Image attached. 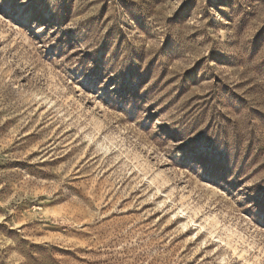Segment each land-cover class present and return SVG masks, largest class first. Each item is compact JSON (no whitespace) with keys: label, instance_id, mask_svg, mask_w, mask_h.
I'll return each instance as SVG.
<instances>
[{"label":"rangeland","instance_id":"obj_1","mask_svg":"<svg viewBox=\"0 0 264 264\" xmlns=\"http://www.w3.org/2000/svg\"><path fill=\"white\" fill-rule=\"evenodd\" d=\"M0 264H264V0H0Z\"/></svg>","mask_w":264,"mask_h":264}]
</instances>
